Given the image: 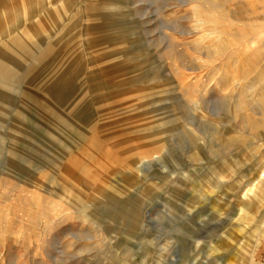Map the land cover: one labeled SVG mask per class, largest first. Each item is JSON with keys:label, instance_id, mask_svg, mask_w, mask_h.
Masks as SVG:
<instances>
[{"label": "rangeland", "instance_id": "rangeland-1", "mask_svg": "<svg viewBox=\"0 0 264 264\" xmlns=\"http://www.w3.org/2000/svg\"><path fill=\"white\" fill-rule=\"evenodd\" d=\"M56 1L0 19V264H264V0Z\"/></svg>", "mask_w": 264, "mask_h": 264}, {"label": "crops", "instance_id": "crops-1", "mask_svg": "<svg viewBox=\"0 0 264 264\" xmlns=\"http://www.w3.org/2000/svg\"><path fill=\"white\" fill-rule=\"evenodd\" d=\"M1 4H0V15H2V13L4 14L6 12V8H5V4L7 0H0ZM18 3L24 5V1L25 0H17ZM29 1L34 7H36V9H34L31 12H26L25 10L22 11L23 13H21V29L17 30V35H18V39H21L23 37H27V39H32V40H40L44 34L49 33L50 31H52L53 29L56 28V22H55V12H56V3L51 2V0H27ZM56 1V0H55ZM65 0H59L56 1L60 4L63 3ZM69 2V0H68ZM40 5H48V7L44 8V11L48 12L47 18L45 19L47 26L46 27H41L43 29L40 28L39 25H36V27H31L32 25H34L37 21L39 23L40 20H42L41 17V10L39 7ZM63 8V9H62ZM65 9V10H64ZM58 10L65 12L67 9L64 8L63 6H58ZM1 19V16H0ZM3 19H1L2 21ZM8 19H4V27L2 29V33L4 34L10 27L11 25L8 24L6 25L5 22H7ZM45 28V29H44Z\"/></svg>", "mask_w": 264, "mask_h": 264}, {"label": "bare ground", "instance_id": "bare-ground-1", "mask_svg": "<svg viewBox=\"0 0 264 264\" xmlns=\"http://www.w3.org/2000/svg\"><path fill=\"white\" fill-rule=\"evenodd\" d=\"M24 2H25L24 5H22L21 3L19 4L17 0H7L6 1L5 8H6L8 13H4V14L2 13V15H0L1 19H3L2 20L3 26H4V19H8L7 22H5L6 25H8V24H10L12 26H15V25L17 26L18 25V27H20L19 23H20V19H21V13H23L22 11L27 10V11L31 12V10H33V8H32L33 5L29 1L25 0ZM0 3H1V1H0ZM45 7L47 8L48 5H45V6L44 5H40L39 8L42 9L41 10L42 20H40L39 23L37 21L31 27L35 28L36 25H39L40 28L43 27V26L44 27L47 26L45 19L47 18L48 12L44 11ZM34 9H36V7H34ZM44 17H45V19H44ZM41 29H43V28H41ZM263 178H264V175L260 176L259 179L261 180ZM252 191L253 190H251V193H252Z\"/></svg>", "mask_w": 264, "mask_h": 264}]
</instances>
